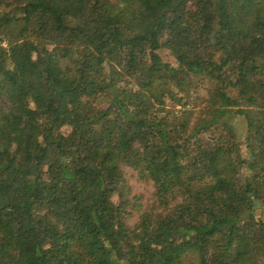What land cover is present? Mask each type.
Returning a JSON list of instances; mask_svg holds the SVG:
<instances>
[{"label":"trees","instance_id":"obj_1","mask_svg":"<svg viewBox=\"0 0 264 264\" xmlns=\"http://www.w3.org/2000/svg\"><path fill=\"white\" fill-rule=\"evenodd\" d=\"M121 166L160 211L131 229ZM263 188L264 0H0V264H264Z\"/></svg>","mask_w":264,"mask_h":264},{"label":"rangeland","instance_id":"obj_2","mask_svg":"<svg viewBox=\"0 0 264 264\" xmlns=\"http://www.w3.org/2000/svg\"><path fill=\"white\" fill-rule=\"evenodd\" d=\"M190 8L191 5H190ZM42 16L38 14L34 17V22L37 24L41 22ZM214 46H208L201 48L200 52L203 56L213 54ZM158 55L164 63L170 64L172 67H176L177 63L172 55V53L166 49L161 48L158 50ZM218 57V54H215V58ZM213 87L212 82L209 80L208 76L205 72L200 75L192 78V86H191V95L189 97H185L180 103L167 101V105L165 110L159 114V116L165 118L167 122H171L173 119L180 120L182 119L187 112L196 113L198 110L203 108L205 100H207V94L209 89ZM231 96H234V91L231 90L229 92ZM105 99H98L94 108H101L105 106ZM190 116V115H187ZM195 114L190 117V128L193 123V119ZM231 124L234 127V133L236 134L237 142L240 144L241 156H246V150L244 146V140L246 137V126L245 121L242 117L236 116L231 121ZM70 132V128L64 126L60 129L59 133L61 135H67ZM121 173L123 176L124 187L122 189V199L118 198V193H113L110 197L112 203L114 205H118L120 202H127V205L122 209L121 219L124 225L128 228H133L135 224L139 221L141 215L145 212H154L158 213L159 206L157 205V201L155 198V188L151 181L146 179H141L138 176V172L134 169L121 166ZM261 195L264 198V188L261 190ZM262 201V200H261ZM180 202V198H177L176 201L172 203L171 206ZM257 211L258 215L261 212V203H257ZM163 213V212H162Z\"/></svg>","mask_w":264,"mask_h":264}]
</instances>
